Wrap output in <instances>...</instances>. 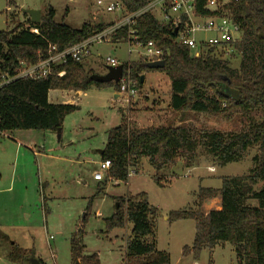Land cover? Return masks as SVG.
Masks as SVG:
<instances>
[{
  "label": "trees",
  "instance_id": "16d2710c",
  "mask_svg": "<svg viewBox=\"0 0 264 264\" xmlns=\"http://www.w3.org/2000/svg\"><path fill=\"white\" fill-rule=\"evenodd\" d=\"M131 12L146 5L148 0H119ZM203 4L199 2V7ZM235 19L243 29L237 56L231 61L211 56L195 57L188 46L177 42L174 29L160 23L151 13L139 16L135 28L141 40H154L163 50L165 66L151 69L141 58L122 63L124 76L133 77L138 86L142 75L159 70L170 81V107L182 113L179 124L137 126L122 114V122L107 132V141L101 155L110 160L106 180L127 182L130 167L137 168L147 158L156 171L155 180L162 187L159 172L183 158L188 167L194 166L198 149L205 151L215 165L244 160L251 149L253 166L247 175L222 177L220 188L200 186L194 193L192 206L169 212L168 220L192 219L197 231L192 246L183 247V255L198 259L205 248L213 249L220 243H231L237 255V264H264V0H238L232 5ZM19 23L13 29L0 31V72L14 70L21 62L34 64L51 55L50 46L58 51L72 47L114 24L84 23L73 28L65 22L55 21V9L50 6L39 23ZM37 32H34V30ZM113 42H126L128 27L120 29ZM236 60L238 63H234ZM84 60L70 59L56 68V73L40 79L16 80L0 89V132L13 130H45L57 133L62 130L65 118L80 109L70 102H51L53 90L85 91L92 86L113 87L119 83H98L91 79ZM64 70L62 76L58 71ZM238 91L236 97L228 91ZM226 113L239 115L241 130L199 129L186 113ZM106 184V183H104ZM103 184V185H104ZM219 197L220 209L204 210V203ZM117 209L105 219L107 231L132 224L126 241L124 264H172L171 254L158 248V207L152 205L147 192L117 198ZM84 224L82 221L71 239V253L76 264H101L98 254H85ZM7 242L10 238L1 234ZM13 244L12 257L26 258L30 262L33 252L17 249Z\"/></svg>",
  "mask_w": 264,
  "mask_h": 264
},
{
  "label": "rangeland",
  "instance_id": "374dc122",
  "mask_svg": "<svg viewBox=\"0 0 264 264\" xmlns=\"http://www.w3.org/2000/svg\"><path fill=\"white\" fill-rule=\"evenodd\" d=\"M98 1L0 0V31L26 22L24 10H40L42 17L50 6L55 9V21L77 29L86 22L94 25L120 17L105 8L106 3L116 0H102L104 5ZM128 51L129 44L124 42L94 44L90 57L84 59V67L103 74L107 57L116 58L119 63L138 60L137 50L131 55ZM154 71L155 75L153 71L146 72V82L128 107L116 102L112 86H92L79 97L70 93L64 100H73L80 109L65 118L60 139L55 132L36 129L0 133V232L10 238V242L0 238V264H30L26 258L11 256L13 242L17 249L33 252L45 264H72L71 239L82 221L85 254H98L101 264H124L132 224L107 231L105 219L116 211L117 198L140 192H147L150 203L160 211L158 248L171 254L172 264H237L234 246L229 242L205 248L198 259L183 255V247L193 244L197 223L192 219L170 222L168 216L172 210L192 206L200 186L220 188L222 177L247 175L253 166L255 149L240 162L218 166L199 148L194 166L188 167L180 158L159 172L162 187L157 184L156 171L147 158H142L137 168L130 167L127 182H104L107 171H103L102 181L94 178L101 172L99 150L105 146L107 132L122 122L120 110L131 118L132 124L142 127L175 122L182 116L169 105V77ZM186 114L199 129L241 130L239 115ZM135 117L138 122L133 120ZM262 187L264 182L256 190ZM217 205L210 203L207 210Z\"/></svg>",
  "mask_w": 264,
  "mask_h": 264
},
{
  "label": "built area",
  "instance_id": "2783aa9c",
  "mask_svg": "<svg viewBox=\"0 0 264 264\" xmlns=\"http://www.w3.org/2000/svg\"><path fill=\"white\" fill-rule=\"evenodd\" d=\"M238 0H148L146 5L138 10L129 12L124 4L111 1L105 4L108 12H116L120 17L114 24L92 37L72 46L58 51L56 46H50L51 55L34 64L21 62L14 70L0 72V89L20 79H40L56 73V68L66 64L70 59L84 60L92 52L94 44L113 42V36L123 27H128L129 55L138 51L139 59L148 62L164 60L165 50L158 46L154 40L143 41L140 39L135 25L137 19L144 13H151L160 23L177 29V42L189 47L195 57H208L231 61L237 56L238 44L243 39V29L234 17L232 5ZM99 5H104L102 0ZM34 32H37L35 29ZM127 61L125 63H130ZM120 63L116 58L107 57L106 65L117 66ZM122 64V63H121ZM105 65V66H106ZM65 71H58L59 76ZM139 86L130 75L123 76L120 80L119 90L115 91L116 102L122 107H128L132 99L138 96ZM124 105V106H123ZM1 133V132H0ZM111 167L110 160L100 162L101 172L94 175L95 180L104 179L103 171Z\"/></svg>",
  "mask_w": 264,
  "mask_h": 264
},
{
  "label": "water",
  "instance_id": "95a60500",
  "mask_svg": "<svg viewBox=\"0 0 264 264\" xmlns=\"http://www.w3.org/2000/svg\"><path fill=\"white\" fill-rule=\"evenodd\" d=\"M24 13H27L31 19L32 22L34 23H39L41 21V11L40 10H35V9H27L24 10ZM177 34V29L174 30V35L176 36ZM165 66V60H157V61H152L147 63V67L151 69H158V68H163ZM106 72L103 74H92L91 79L94 80L95 82L98 83H119L124 72V66L122 64H119L117 66H110L106 65ZM145 76L142 75L141 81L144 82ZM230 94H232L234 97L237 96L238 91L235 89H230L228 91ZM58 138H61L62 130L59 129L58 132ZM100 155L103 153V149L99 150ZM118 206V204H117ZM30 264H44L39 258L37 257H32L30 260ZM77 264H79L77 262Z\"/></svg>",
  "mask_w": 264,
  "mask_h": 264
},
{
  "label": "crops",
  "instance_id": "0c3cea01",
  "mask_svg": "<svg viewBox=\"0 0 264 264\" xmlns=\"http://www.w3.org/2000/svg\"><path fill=\"white\" fill-rule=\"evenodd\" d=\"M114 21V20H113ZM112 22V21H111ZM90 57V56H89ZM88 57V58H89ZM121 64V63H120ZM106 65V64H105ZM151 72V71H150ZM148 73V72H147ZM154 73V75H155V73H156V71H153L152 72V74ZM144 76H145V79H144V83L146 82V80H147V74L145 73L144 74ZM153 76V75H152ZM144 83H143V85H144ZM64 92L65 91H60V90H53V91H50V93H49V100L51 101V102H62V101H60V100H64L65 98H64ZM82 92L83 91H77V92H75V91H66V93H74V96L73 97H79V96H81L82 95ZM117 97V95H116V92H115V96H114V98H116ZM63 102H70V103H74V101L73 100H70V99H66V100H64ZM136 119V121L138 122V119H137V117H135V118H133V120H135ZM151 120H154L153 119V117H152V119ZM158 120V119H157ZM174 121V120H173ZM172 121V122H173ZM171 121H169L168 123H170ZM171 122V123H172ZM168 123H161V124H159V125H165V124H168ZM175 124H179V121L178 120H175V122H174ZM159 125H157V126H159ZM142 127V126H141ZM106 144V143H105ZM101 156V155H100ZM211 170V169H210ZM213 172V171H212ZM115 181V180H114ZM116 182H118V181H116ZM213 202H216V203H218V205L216 206V208L215 209H220L221 208V206H220V204H221V200H220V198L219 197H217V198H214V199H210L209 201H207L206 203H204V210L208 213L209 211L207 210V209H209V207H210V203H213ZM212 210V209H211ZM9 237V236H8ZM14 243V242H13ZM36 257V256H35ZM41 260V259H40ZM42 261V260H41ZM43 262V261H42ZM44 263V262H43ZM45 264V263H44Z\"/></svg>",
  "mask_w": 264,
  "mask_h": 264
}]
</instances>
